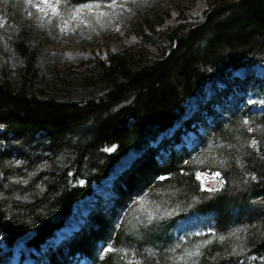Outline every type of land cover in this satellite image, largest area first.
<instances>
[{"label":"trees","instance_id":"16d2710c","mask_svg":"<svg viewBox=\"0 0 264 264\" xmlns=\"http://www.w3.org/2000/svg\"><path fill=\"white\" fill-rule=\"evenodd\" d=\"M87 2L61 0L60 9L66 13ZM208 4L204 22L176 29L174 48L161 59L109 53L90 70L93 92L85 98L40 94L39 50L27 40L14 43L21 61L17 82L0 65V146L42 141L40 152H49L51 160L45 192L32 182L25 187L7 179L0 183V234L9 248H0V263L30 232L26 247L36 251L31 255L35 264H71L76 254L90 264H251L248 257H264V205L259 203L264 197V112L216 119L195 151L166 147L165 140L149 145L181 119L186 101L213 76L231 75L249 60L264 58V0ZM139 34L148 37L143 30ZM178 135L172 143L179 142ZM162 149L168 153L160 154ZM131 150L143 152L115 181L112 205L92 214L85 234L76 232L71 241L52 245L43 259L42 246L64 227L74 205ZM12 153L11 147L0 150V161ZM197 171L220 173L221 188L202 189ZM192 212L213 215V233L173 239L170 229ZM100 242L109 247L101 257Z\"/></svg>","mask_w":264,"mask_h":264},{"label":"rangeland","instance_id":"374dc122","mask_svg":"<svg viewBox=\"0 0 264 264\" xmlns=\"http://www.w3.org/2000/svg\"><path fill=\"white\" fill-rule=\"evenodd\" d=\"M34 2L39 3L40 0ZM117 4L125 6L105 9L106 14H102L99 19L95 13H91L86 24L78 16L69 18L71 10L66 13L61 11L62 15H52L49 10V19L26 0H0V65H6L9 80L17 82L16 71L21 61L19 57L16 58L18 55L14 51V43L23 39L39 50L38 76L41 78L37 79L36 87L40 94L59 98L88 97L93 92L88 86L90 70L99 61H106L109 53L128 52L142 59H161L174 48L175 43L171 40L174 31L181 26L202 24L209 8L208 0H117ZM140 30L148 35L146 39L139 34ZM208 85L211 86L207 91L205 88ZM184 106L185 112L181 119L173 127L161 132L155 141L149 140V145L156 147L165 140L166 147L172 146L178 151L184 148L195 151L200 147V138L210 133L216 119L225 120L232 112L262 114L264 58L257 62L249 60L231 75L213 76ZM177 132L180 140L172 143L171 139ZM71 137L76 141L78 136L75 134ZM11 145L2 142L0 146L1 151L10 147L13 150L8 159L6 157L0 161L3 179L12 183L20 182L22 187L32 182L38 191L45 192V174L50 171L51 158L49 152L41 154L42 141L28 144L22 140ZM13 146L16 148L13 149ZM142 152L131 150L122 157L107 178L92 186V194L74 205L65 226L43 245V259L45 253L52 245L56 246L59 240L69 242L74 233L85 234L88 231L93 223L92 214L104 212L112 205L110 196L114 195L115 181ZM159 153L166 155L168 151L162 149ZM35 155L40 156L38 162L33 163ZM200 173L204 184L202 189L221 188L220 176ZM198 180L201 184V179ZM259 203L264 205V197ZM214 225L213 215L192 212L179 220L169 234L175 240L185 241L187 238L213 233L209 229H214ZM2 238L0 234V248L6 252L9 248ZM106 249L109 247L100 242L97 246L98 256L101 257ZM11 251V259L7 264H18L22 257L23 264H32L30 256L33 251L24 244L13 247ZM262 258L250 256L247 261L251 264L264 263ZM71 264H90V260L76 254Z\"/></svg>","mask_w":264,"mask_h":264},{"label":"snow or ice","instance_id":"6c2138e0","mask_svg":"<svg viewBox=\"0 0 264 264\" xmlns=\"http://www.w3.org/2000/svg\"><path fill=\"white\" fill-rule=\"evenodd\" d=\"M27 3L31 4L33 7L37 8L43 15L48 16L49 19H51V16L49 15V10L51 11L52 15H62L60 6H61V0H40L39 3H35L34 0H26ZM125 5H118L117 0H88L87 3H78L75 6L71 8V12L68 13L69 18L73 16H78L84 23H89L88 16L91 13H95L96 18L99 19L102 14H106L104 12L105 9H111L114 7H124ZM66 7V6H65ZM74 30V29H73ZM248 121L245 120V123ZM251 131V129H249ZM253 145H256L257 141L253 139L251 141ZM213 175L219 177L220 173L215 172ZM252 178L255 179V174H251ZM196 176L198 179H201V187H204L203 180H202V174L197 171ZM160 179H164V177H160ZM82 183V181H81ZM219 183H223L222 180L219 181ZM209 192H214L217 189L215 188H209L207 189ZM197 198H193V200H196ZM213 229H209V232H213ZM221 240H223V237H220ZM108 250V249H106ZM197 254H199V249L197 248ZM236 250L233 249V252ZM188 256H191L192 253H187ZM264 259V258H262Z\"/></svg>","mask_w":264,"mask_h":264},{"label":"water","instance_id":"95a60500","mask_svg":"<svg viewBox=\"0 0 264 264\" xmlns=\"http://www.w3.org/2000/svg\"><path fill=\"white\" fill-rule=\"evenodd\" d=\"M3 178H4V177H3V173H2V171H1V169H0V183L2 182ZM32 235H33V233H29V234H27L26 236H24V237L18 239V240L16 241L15 245H19V244H21V243H27V242L30 240V238L32 237Z\"/></svg>","mask_w":264,"mask_h":264},{"label":"bare ground","instance_id":"6f19581e","mask_svg":"<svg viewBox=\"0 0 264 264\" xmlns=\"http://www.w3.org/2000/svg\"><path fill=\"white\" fill-rule=\"evenodd\" d=\"M210 86L211 85H208L205 89L208 91L209 90V88H210ZM117 172H119V171H116L115 173H117ZM78 210V209H77ZM68 229H66V231H67Z\"/></svg>","mask_w":264,"mask_h":264}]
</instances>
